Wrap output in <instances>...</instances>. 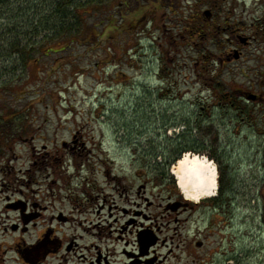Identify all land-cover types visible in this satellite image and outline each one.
Returning <instances> with one entry per match:
<instances>
[{"label":"rangeland","instance_id":"1","mask_svg":"<svg viewBox=\"0 0 264 264\" xmlns=\"http://www.w3.org/2000/svg\"><path fill=\"white\" fill-rule=\"evenodd\" d=\"M54 1L36 0V26L53 27ZM89 3L98 10L85 15L88 34L47 45L28 68L17 56L0 63V180L24 175V190L33 197L36 189V204L49 208L46 218L63 212L97 223L100 213L113 214L112 229L126 231L115 233V253L133 223L168 219L171 197L196 206L169 216L190 234L213 218L248 220L242 231H222L233 236L220 248L223 264L233 251L254 250L264 228V0L76 1ZM201 25L206 35L192 36ZM239 28L251 43L243 58L224 63L243 45L231 33ZM185 153L216 164L215 198L196 203L180 191L172 170ZM219 239L208 238L204 250L218 249Z\"/></svg>","mask_w":264,"mask_h":264},{"label":"flooded vegetation","instance_id":"2","mask_svg":"<svg viewBox=\"0 0 264 264\" xmlns=\"http://www.w3.org/2000/svg\"><path fill=\"white\" fill-rule=\"evenodd\" d=\"M212 19L213 17H210L209 20ZM260 21L263 22L261 23L264 30V20ZM229 28L228 26L223 29L226 31ZM221 29L218 27L216 32L220 33ZM241 31L242 28L231 30L235 40H239L243 45L234 46L226 55L224 63L243 58L244 45H250L251 38L241 34ZM229 42L232 43L233 40L229 39ZM240 93L252 100L257 99V96H250L248 92ZM64 147L73 149L67 143ZM20 174L15 173L16 179L0 180V264H223L218 257L222 253L220 248L233 236L224 235L222 231H242V223H248L247 219L230 218L225 220L227 223L222 224L223 219L213 218L205 228H201L197 223V228L190 234V228L186 230V222L169 216L174 212L192 211L196 206L181 198L172 200L171 197L166 205L168 219L141 222L139 226L133 223L136 230L125 234L130 238L124 239L125 250L115 253L110 250L109 245L121 241V237L118 238L115 233L126 231L112 229L115 223H118L113 214L100 213L97 223L88 219H71L63 212H53L46 218L45 213L49 208L36 204V189H33V197L24 190L26 177ZM31 179L29 184L36 185V178L31 176ZM19 183L21 185L18 186ZM30 188L32 189V185ZM215 201V205L222 204L223 195L220 194ZM91 226L94 227L93 232L88 230ZM216 227H220V230L217 231ZM170 231L172 235H167ZM259 231L257 240L253 242L254 250L246 246L241 251L244 253L239 256L232 255L233 251L230 256L225 257V263L264 264V228ZM133 235L135 239H132ZM215 236L220 238L218 249L204 250L207 247L206 240ZM226 253L225 250L224 254ZM189 259L193 261L190 262ZM184 260H187V263Z\"/></svg>","mask_w":264,"mask_h":264},{"label":"trees","instance_id":"3","mask_svg":"<svg viewBox=\"0 0 264 264\" xmlns=\"http://www.w3.org/2000/svg\"><path fill=\"white\" fill-rule=\"evenodd\" d=\"M76 1L55 0L50 13L52 18L57 16V20L53 22L55 24L50 30H46L51 20H43L36 26V0H0V63L17 56L18 61L28 68L31 63L36 64L40 61L36 54L47 45L65 41L72 43L76 39L79 40L82 35L88 34L83 27L85 15L95 13L98 9L92 8V4L89 3L85 4L86 8L81 11L80 7L85 5H77ZM71 7H74L73 14L70 13ZM87 7H91V10H87ZM70 16L77 25L82 26L81 33L75 34L72 31ZM201 26L198 28L193 26L191 35L200 37L206 35L204 30L208 28ZM41 27L44 31H41ZM91 35L97 36L93 30Z\"/></svg>","mask_w":264,"mask_h":264},{"label":"bare ground","instance_id":"4","mask_svg":"<svg viewBox=\"0 0 264 264\" xmlns=\"http://www.w3.org/2000/svg\"><path fill=\"white\" fill-rule=\"evenodd\" d=\"M172 175L180 191L190 201L200 203L217 196V166L206 156L186 153L173 167Z\"/></svg>","mask_w":264,"mask_h":264},{"label":"water","instance_id":"5","mask_svg":"<svg viewBox=\"0 0 264 264\" xmlns=\"http://www.w3.org/2000/svg\"><path fill=\"white\" fill-rule=\"evenodd\" d=\"M204 15H205L207 18H210L211 15H212V12H211L210 10H206V11L204 12Z\"/></svg>","mask_w":264,"mask_h":264}]
</instances>
